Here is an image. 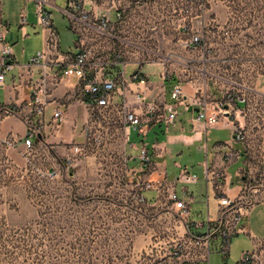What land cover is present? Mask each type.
Segmentation results:
<instances>
[{"label": "crops", "instance_id": "1", "mask_svg": "<svg viewBox=\"0 0 264 264\" xmlns=\"http://www.w3.org/2000/svg\"><path fill=\"white\" fill-rule=\"evenodd\" d=\"M62 5L59 6L55 2L57 8H61ZM29 28L33 34L38 35L39 28L36 22L30 23L28 20L25 27L26 35L10 40L9 23L8 39L13 48L19 40H25L30 36ZM17 31L20 32L18 25ZM74 41L75 36L69 51L75 50ZM20 52L24 53L23 47L20 48ZM34 53L35 51H32L28 57ZM13 55L18 64L27 62H19L14 50ZM152 67L158 69L152 71ZM118 68V64L111 65L106 70V75L113 76ZM160 70V65L156 63H145L140 67L132 63L125 65L124 84L119 85L113 98L115 106L104 111L101 117L91 113L89 98L80 96L77 78L64 77L55 88H51L50 94L45 98L46 106L43 113L45 126L42 136L33 139V150L29 154L24 152L22 145V138L26 132L23 122L19 117L8 113L10 105L15 103L23 105L28 95L25 91L14 92L6 77L0 87V258L10 252L7 250L9 248L7 241L10 239L11 224L16 220L31 219L37 211L41 224L45 226V242L57 243L56 256L59 257H63L64 252V226L72 227L71 240L74 241L73 234L78 233L80 221L85 218L92 231H97L99 226L111 227L122 223L128 226L129 223L135 238L139 236L142 239L144 226L142 208L158 206L161 200L170 203L166 197L167 190H173L178 197H182L183 192L189 195L191 202L185 221L190 225V233L198 234L202 229L195 228L194 223H202L208 216L214 218L216 215L217 200L209 181L212 173L221 174L218 180L224 193L231 198L248 193L249 177L264 176V111L260 116L253 108L256 102L264 104V85L253 92L251 99H247V104L232 103L229 113H224L213 125H205L196 120L195 109L184 110L180 105L177 106V115L173 122L166 125L154 115L145 113L142 104L134 102L135 94L142 92L143 88L130 78L136 71L146 76L144 102L155 103L156 113L162 115L166 113L167 106L173 103L170 90L174 82L163 81ZM121 87L125 89L124 95L121 94ZM182 88L187 100H190L196 91L193 83L184 82ZM209 91L214 99H218L222 94V91H217V87L215 89L212 87ZM124 101L139 115L141 128L127 127L124 123L122 113L118 110L119 104ZM55 107L60 108L64 114V121L58 130H54L50 124ZM235 124L243 129L246 138L250 137V144L261 149L262 157L259 161L261 165L251 164L248 143L245 142L247 140L239 142L231 137V128ZM84 127H88L94 134L101 135V141L98 143L86 139L82 134ZM212 132L217 134L210 136ZM133 136L135 140L132 141ZM73 145L80 146L83 152L70 166H77V171L87 168L96 172L102 171L105 167V171L110 173L112 178L119 176L123 185L116 186L114 181H111L109 185L87 188L76 185L33 186L34 169L41 171L45 180H48L51 172L55 171V174L60 170L63 172L67 165L65 157ZM143 148L149 158V162L144 166L141 165L139 157ZM196 152L202 156V161L197 164L193 156ZM103 155H106L104 164L98 161L99 156ZM117 163L122 166L120 173L115 168ZM196 167L200 169L199 174L195 171ZM192 176L194 178L190 179ZM137 181L151 183L152 187L138 188L135 185ZM154 185L161 186V192H157ZM125 187L133 190L126 193L130 199L134 197V203L126 201L120 203L114 200L113 194H117V190L120 193ZM139 196L143 197L142 202L138 201ZM81 209L85 212H81ZM124 212L126 216L123 218ZM243 224L245 232L242 234L252 243L264 241V197L254 200L248 207ZM52 225H55L57 233L54 239L49 240L48 227ZM95 231L93 235L96 236ZM124 233H127V229ZM179 258L181 261H177V264H182V261H185L183 255ZM192 258L193 261L199 260L197 255ZM153 264L163 262L159 257H155Z\"/></svg>", "mask_w": 264, "mask_h": 264}, {"label": "built area", "instance_id": "2", "mask_svg": "<svg viewBox=\"0 0 264 264\" xmlns=\"http://www.w3.org/2000/svg\"><path fill=\"white\" fill-rule=\"evenodd\" d=\"M55 2L56 0H25V4L31 3L33 6L36 25L43 38L41 48L26 63L18 64L13 55V44L8 39L9 22L4 18L3 1L0 0V87L8 77L14 92L25 91L28 95L23 105L15 103L8 109V113L19 117L26 128L22 138L25 153L29 154L33 150V139L42 136L45 126V98L50 94L51 88H55L67 76L77 78L80 96L89 98L91 113L99 117L115 106L114 95L119 85L124 84V67L130 63L139 67L145 63L159 64L163 81L174 82L170 90L173 103L167 106L165 114L160 115L156 113L155 103L144 102L146 76L140 71L130 76L144 90L135 94L134 102L142 104L145 113L154 115L166 125L175 119L179 105L184 110L195 109L196 120L205 125H213L224 113H229L232 103L247 104V98L239 90L225 96L222 93L218 99H214L210 91L199 89L200 92L196 90L192 98L187 100L180 78L167 68V64L174 59L167 56L168 52L161 53V49H177L189 54L197 51V57L171 53L177 55L174 62H179V57L182 56L186 66H189L192 62L203 65L207 60L206 52L223 48L227 45L229 35L232 38V48H249L255 44L254 31H250L254 23L253 13L248 11L243 16L246 25H239L238 14H224L228 0H63L61 8H57ZM230 2L234 4L233 0ZM25 8L26 5L18 12V27L23 36L26 35L25 27L28 24ZM53 9H57L67 20L68 30L75 36L74 51L61 50L52 17ZM243 33L247 34V39L239 42ZM114 64H118L119 68L113 76H107L106 70ZM124 93L125 89L121 87V94ZM118 110L127 127L141 128L139 115L125 101L119 104ZM63 121V112L55 107L51 115V127L58 130ZM82 134L94 142L99 143L101 140L88 127H84ZM231 137L239 142L246 140V135L238 124L232 126ZM82 152L80 146H71L65 157L66 164H73ZM139 157L142 166L149 162L144 148ZM49 176L52 178L55 173L51 172ZM219 177L220 173H212L209 177L217 200L216 215L214 218L208 216L202 223H194L195 228L202 229L198 234H191L190 225L185 221L191 202L189 195L183 192L182 197H178L173 190H167V200L182 225V231L177 235L168 257L174 264L181 261L180 255L185 259L182 264H207L210 244H214L216 250L226 255L230 237L245 232L243 223L247 209L254 200H251L249 193H242L234 198L227 196ZM189 178L193 179L194 176ZM135 185L138 188L152 187L151 183L141 181H137ZM155 188L157 192L162 190L159 185ZM137 199L140 202L144 200L142 196ZM261 246H264V241H253L252 250L241 253V262L264 264V250L260 249ZM198 250L200 252L197 253ZM194 255L199 256L198 261L192 260ZM187 258L190 260H186ZM161 261L167 264L165 260Z\"/></svg>", "mask_w": 264, "mask_h": 264}, {"label": "rangeland", "instance_id": "3", "mask_svg": "<svg viewBox=\"0 0 264 264\" xmlns=\"http://www.w3.org/2000/svg\"><path fill=\"white\" fill-rule=\"evenodd\" d=\"M2 1L4 17L11 25L9 38L12 40L22 35L21 30L20 32L17 31L18 12L26 4L24 0ZM228 1L229 3H225L227 7L225 6L224 14H238L237 23L239 25L244 24L246 21L243 16L248 11L250 14H254V23L250 27V31L252 33L254 31V45L249 48H232L230 46L232 38L229 35L226 40L227 45L223 48L206 52L205 57L207 60L203 65L192 62L189 66H186L182 56L179 57V62H174L177 55H171L173 52L185 57L187 54L188 56L197 57L199 55L197 51L189 54L187 51L171 50L167 47L168 50L161 49V53L168 52L167 56L174 59L167 64L168 70L179 77L181 83L192 82L198 92L204 89L209 91L212 87L213 89L217 87V91H222L225 96L229 92L239 90L248 99L252 97L254 91L263 88L264 85V0H233V5L230 2L231 0ZM56 4L61 6L63 0H56ZM26 10L29 22H36L31 3L26 5ZM52 17L54 26L58 31L60 48L64 52L69 51L74 35L68 30L67 20L62 17L57 9L52 10ZM228 25H231V23H228ZM28 32L31 33L30 36L25 40H19L13 48L19 62L27 61L26 59L29 58L31 52H36L42 46V34L35 35L30 28ZM246 39L247 34L243 33L240 35L239 42L246 41ZM21 47L24 48L23 54L20 52ZM157 69L158 67H152L151 70L156 71ZM199 69H202V71ZM189 73L191 79H189ZM253 108L258 115L262 116L264 104L256 102ZM212 134L217 133L212 132L210 136ZM99 137L101 138V135ZM131 139L132 141L135 140V136ZM246 140L251 164L254 166L261 165L259 162L262 157L261 149L257 145L250 144V137ZM193 156L195 164L202 161L200 153L196 152ZM105 157L106 155L99 156L98 161L104 164ZM121 167L120 163L116 164L117 172L120 173ZM105 170L104 167L102 171L97 172L87 168L77 171V166L66 165L63 172L60 170L55 176L52 178L48 176V180H45L41 171L34 169L32 185L41 186L46 184L48 186L62 185L64 187L76 185L87 188L109 185L111 181H114L116 186L123 185L119 176L112 178L111 174ZM195 171L198 174L200 173L198 167ZM132 191L129 187H125L121 191L122 194L117 190V194H113V198L120 203L123 201L134 203V197L131 196L130 199L129 194L126 193ZM247 191L251 196V200H256L261 196L264 197V176L249 177L247 179ZM142 211L144 215L142 239L139 236L137 239L135 238L129 223L128 226L125 223L119 225L118 222L117 225L111 227L99 226L97 231L94 230L97 234L95 236V234L93 235L94 231L88 227L86 218L81 219L78 233L74 232L73 234L74 241L71 240L72 227L64 226L63 257L56 256V242H45V226L41 224L39 211H37V214L31 219L16 220L15 223L11 224L10 239L7 241L9 247L7 250L10 252L0 258V264H153L155 257L165 260L167 264H174L172 260H168V257L175 245L177 235L182 231V225L176 211L170 203H164V200H161L158 206H144ZM81 212H85V210L81 209ZM123 215L124 218L126 212ZM48 228L49 240L50 238L54 239L57 233L55 225ZM125 229H127L126 234L124 233ZM93 238L95 241H93ZM228 243V253L226 255L216 251L214 244H210L207 264H244L241 262V253L252 250V241L246 235L239 233L232 235ZM2 245L5 246V244ZM260 249L264 250V246H261Z\"/></svg>", "mask_w": 264, "mask_h": 264}, {"label": "water", "instance_id": "4", "mask_svg": "<svg viewBox=\"0 0 264 264\" xmlns=\"http://www.w3.org/2000/svg\"><path fill=\"white\" fill-rule=\"evenodd\" d=\"M189 110H191V109L189 108Z\"/></svg>", "mask_w": 264, "mask_h": 264}]
</instances>
